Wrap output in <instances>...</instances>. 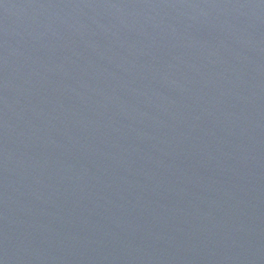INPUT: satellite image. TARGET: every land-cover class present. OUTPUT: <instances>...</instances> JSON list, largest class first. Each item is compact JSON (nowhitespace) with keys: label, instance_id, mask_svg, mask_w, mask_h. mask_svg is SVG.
<instances>
[{"label":"water","instance_id":"1","mask_svg":"<svg viewBox=\"0 0 264 264\" xmlns=\"http://www.w3.org/2000/svg\"><path fill=\"white\" fill-rule=\"evenodd\" d=\"M0 264H264V0H0Z\"/></svg>","mask_w":264,"mask_h":264}]
</instances>
